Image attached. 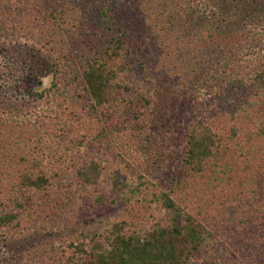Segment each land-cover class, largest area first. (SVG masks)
Instances as JSON below:
<instances>
[{
  "label": "trees",
  "instance_id": "1",
  "mask_svg": "<svg viewBox=\"0 0 264 264\" xmlns=\"http://www.w3.org/2000/svg\"><path fill=\"white\" fill-rule=\"evenodd\" d=\"M220 14L206 0H0V37L10 34L7 26L17 32L31 22L47 32L45 52L61 58L52 66L50 87L32 93L47 101L59 96L60 106L72 108L75 124L85 126L80 144L96 157L74 168V183L97 188L105 174L102 157L110 132L132 134L133 139L143 132L149 139L146 123L158 108L166 109L165 115L172 110L161 133L171 142L176 132L178 138L183 135L177 176L150 199L149 221H113L82 232L43 264H245L252 218L211 212L210 205L201 210L187 205L188 192L203 185L208 174L220 173L221 181L236 186L235 195L252 189L260 179L247 176L248 163L264 162V44L246 58L239 54L248 42H235L220 72H193L197 62L184 68L193 51L201 56L210 43L231 42L219 31L227 23ZM5 43H0V54L9 49ZM250 47L257 43L250 42ZM29 72L22 69L14 87L33 81ZM185 81L192 96L184 92ZM25 86L31 87L29 82ZM171 95H176L179 109L186 107V120L174 114ZM58 120L63 124L52 126L60 135L52 133L57 140L51 138V143L70 131ZM9 124L0 113V230H20L26 219L55 215L70 196L55 190L60 173L54 170L61 155L40 148L39 129H24L21 123L18 135ZM8 138L13 143L7 144L9 151L16 149L11 155L16 160H9L17 167H12L15 174L6 163L3 168L8 158L1 148ZM143 185L140 177L130 187L137 191Z\"/></svg>",
  "mask_w": 264,
  "mask_h": 264
},
{
  "label": "rangeland",
  "instance_id": "2",
  "mask_svg": "<svg viewBox=\"0 0 264 264\" xmlns=\"http://www.w3.org/2000/svg\"><path fill=\"white\" fill-rule=\"evenodd\" d=\"M206 2L210 10L221 12L220 19L227 22V27L224 29L226 24L222 25L219 31H225V39L228 38L231 42L210 43L201 56L197 50L193 51L192 60L188 57L189 62H184V68H187L188 64L190 66L197 62L193 72L201 73L206 69L209 74L220 72L222 64L235 50V42H248L243 44L240 57L247 58L262 51L264 0H216L214 2L206 0ZM31 24V22H25L23 27H18L17 32L7 26L6 32L10 34L6 38L0 37V43L6 42L3 47L9 48L6 50L9 53L5 51L0 54V113L8 119L10 127L16 129L18 135L20 133L17 129L21 123L26 125L24 129L33 131L39 129L43 139L40 148H44L48 155L57 152L61 155L59 160L61 163L57 164L59 169L54 170L60 173L59 178L54 181V186L57 193L67 194L70 197L64 200L65 203L56 209L55 215L51 217L46 215V217H33L31 221L26 219L27 222L20 230L1 229L0 264H43L48 258L59 255L60 251L82 232L96 231L102 224L113 221L125 220L139 225L149 221L151 214L149 201L154 194L165 190V187L173 182L172 179L177 176L183 151L182 145L178 147L183 140V135L178 138L179 135L176 132V138L171 142L165 137L166 135H163V132L161 133L163 125L167 124L171 117L169 114L172 110L165 115L166 109L158 108L153 113V115L156 114L153 121L148 118L146 123L150 131L149 139L143 132H138L137 139L131 138L132 134L125 137L115 129L110 132L111 143L105 147L107 154L102 157L105 160L103 165L105 174L97 188L80 187L74 183L71 179L74 168L96 155L81 146V139L86 130L85 126L81 129L75 124L74 118L69 113L72 112V108L67 109L64 104L60 106L59 96H50L51 98L47 101L39 99L38 95L32 93V91L39 93L50 87L53 78L52 66L60 64L61 58L59 55L54 56L45 52L42 45L47 43L48 37L45 35L47 32H41L39 26L33 28ZM250 42H256L257 47L251 49ZM25 68L30 70V78H34L33 81L30 79L26 83L20 81V85L14 87L13 82ZM22 79L24 78L20 80ZM28 82L31 85L29 88L25 86ZM185 82L184 92L187 96H192V91L188 87L189 82ZM176 101V95L169 97V104L174 108V114L186 120L185 118L189 115L185 110L186 107L179 109L180 105ZM59 118L64 120L65 126L70 127L67 128L70 131L62 136L63 140L58 138L57 143H51L54 142L51 138H55L51 136L52 133L60 135L59 129L52 126L53 123L59 126L63 124L58 120ZM172 124V121L168 123L169 126ZM182 125L183 123L179 122L178 130L182 128ZM15 140L14 142L20 148L17 138ZM5 143V145L2 144L1 149L3 155L8 158V163L4 160L3 168H7L6 163L11 173L15 174L17 171L12 167L16 165L10 164L9 160L11 158L16 160V157H11L16 149L11 151V148L9 151L7 148V144H13L9 138ZM46 159L51 160L47 156ZM248 165L250 169L247 176L258 177L259 185H255L250 190H244L241 195H235L236 186L229 185L226 179L221 181L220 173L208 174L203 185H194L195 189L192 188L188 192L190 201L187 205L193 206L195 210L207 209L210 205L211 212L219 209L224 212V215L242 214L252 218L251 226H254L253 232L251 231L252 239L247 240L250 243L244 245V262L245 264H264V162L253 165L248 163ZM140 177L144 179V185L136 191L130 187V184L136 185ZM56 192L52 194L55 195ZM223 221L227 226H231V221L226 219ZM257 246L260 248H256Z\"/></svg>",
  "mask_w": 264,
  "mask_h": 264
}]
</instances>
